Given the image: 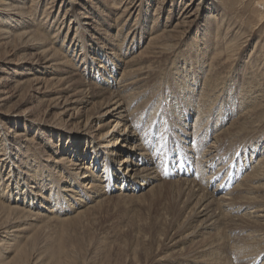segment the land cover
I'll return each mask as SVG.
<instances>
[{
	"label": "rangeland",
	"instance_id": "rangeland-1",
	"mask_svg": "<svg viewBox=\"0 0 264 264\" xmlns=\"http://www.w3.org/2000/svg\"><path fill=\"white\" fill-rule=\"evenodd\" d=\"M215 1L217 9L213 15L216 18L212 21H215L216 24L221 23L222 33L228 34V39L232 40L228 45L225 38L222 39L223 41H219V39L214 41L215 33L209 36L212 38L211 42H208L204 36L202 25L206 23L203 22V19L209 15L205 6L211 0H208L204 6L199 5V0H0V29L9 26L5 30L9 37L5 38L0 34V175L2 174L4 177V183L7 185L9 182L10 171L11 174L16 173L15 177L10 180V189L17 190L16 182L19 184L21 182L17 174L19 171L11 162L14 161L17 167H21L27 162L26 159V161L24 160L26 154L19 151L20 147L25 150L26 138L31 142H29L30 148L36 147V153L39 152L37 155L40 153L46 155L44 166L52 165L51 161L60 157L55 154V151L61 152L66 149L68 142H76L72 139L75 136L72 135V129H79L81 123L76 122L77 119H74L76 121L70 120L68 115L63 118L62 116L65 114L60 115L59 111L53 107L54 98L58 96L67 98L70 92L72 93L73 87L80 86L79 84L75 86L72 83V78H77L76 83L80 82L81 85L86 82L96 85L95 92H100L101 96L94 99L89 105L81 104L80 115L83 124L94 111L100 112L97 111L98 108H101L104 99L112 93L123 96L122 100L130 104L129 111L126 112L129 119L128 128L134 131L140 129L139 152L147 153L145 141L148 140L153 127L160 130L162 125L161 131L164 129L163 121L164 123L166 121L160 114L164 107L168 108L171 126L179 132L180 138L182 133L177 129H185L183 123H186V117L181 112L182 105L188 111L191 110L193 114L191 116L194 117L192 121L187 122L188 125H199L203 112V118L210 117L208 120L205 119L203 126L209 124L212 128H221L222 132L219 131V136L214 135L212 145L215 143L219 146L220 143H223L224 146L217 151L216 155H225L226 148H232L230 151L234 150V154L239 148V144L236 145V143L241 139L264 143V93L251 94L247 99L244 98L247 96L243 97V95L248 93L239 87L246 80L248 81V77L251 75L253 85L259 87L261 84L258 90L264 92L262 84L264 81V5L258 4V0ZM12 2L17 4L16 7L19 9L16 8V10L12 6ZM5 6L9 7L5 9ZM74 15L78 20L83 21L82 23L92 24L87 26L89 29L86 34L81 32V37L84 35L86 42L91 41V35L98 39L95 41L99 43L98 46L92 42L91 48H88L91 51H88V57H84L79 49L80 44L76 43L77 38H73L77 29L76 22L72 23L71 21ZM10 16L14 19L9 18ZM83 16L87 18H83ZM102 19L107 22L103 23ZM142 20L145 22L143 23ZM215 23L212 25L216 26ZM95 24L98 27L97 30H94L96 29ZM25 32L29 33L25 34ZM107 37L110 38V41ZM4 40H7V45L4 44ZM44 41L47 43L46 45ZM201 43H210V45L204 47ZM75 47L76 49L73 50ZM48 49L50 51L57 50L59 53L57 58L52 59ZM59 56L64 61L57 62ZM65 59L66 63H63ZM56 62L58 70H56V66L54 69H50L51 66L47 67L48 64L54 65ZM86 62L90 66L89 73L82 71ZM101 66L108 68L103 76L105 78L109 75L107 73L116 72L115 80H113L114 78L110 80L109 88H106L103 83L107 80L102 78L104 69ZM241 75H246V77ZM68 80L71 82L69 83ZM103 86L106 89H102ZM211 90L216 91L211 92ZM247 90H251L250 86ZM210 92L211 94H209ZM205 93H207L206 96L203 95ZM90 95L91 93L88 94L89 97ZM85 96L86 94L82 95L83 100ZM65 98L63 99L65 100ZM177 100H183V104ZM153 104H155L154 107ZM149 106L150 109L147 108ZM161 107L162 109H160ZM154 113L156 116L152 117ZM133 115H135L134 119H132ZM137 115L140 116L137 117ZM143 115L145 119H151L147 122L148 126L152 121L153 124L148 128L144 125L142 129V124L144 121L146 122ZM45 119L48 122H42ZM172 119L176 120L174 126ZM34 123L37 125L35 126ZM44 123L58 124L60 128L55 131L63 134V140L60 141L58 133L53 135L51 125ZM16 125L17 128H15ZM39 127L43 128L42 132L39 131ZM14 132L17 135L16 139H12ZM6 138L12 141L11 145L8 144L10 141L4 143ZM19 140H24V142L19 143ZM217 141L220 142L216 144ZM84 143V149L87 146H92L91 142H86V139ZM5 144L12 147V150H5L7 147ZM246 147L249 156L255 155L260 158L264 155V152L260 154L259 148H256L255 144L252 147ZM32 149L29 154H32ZM228 149L226 152L229 151ZM208 154L210 152L206 153V155ZM21 158L22 160H18ZM161 159L165 161L168 156L165 154ZM87 160L91 164L93 156L89 155L85 161ZM115 160L114 167L120 157ZM103 167H99L102 172L99 170L95 174H102L103 181H105L107 173L104 175ZM65 168L67 167L64 166L63 174L68 175ZM62 169H59L61 170L59 171L60 175ZM258 171L259 169L254 174L252 170L249 171L240 183H248L251 176H257ZM72 174L69 173L70 176ZM56 177L58 176L56 175ZM69 177L67 185L70 184ZM180 180L183 178L177 182V180H164L160 176L138 192L132 191L131 184L128 185L129 188L128 186L122 187L121 184H124L122 181L116 182L118 189L119 187L123 188L122 191L116 189L113 192L109 190L105 193L96 190L95 193H90L89 190L81 189L79 186H75V188L68 186L69 195L77 197L84 195V202L79 201V203L72 199L66 191L65 197H67L68 203L63 206V210L60 206L59 209L52 211L53 213H45L46 215L43 217L41 215L42 219L37 217L36 214L39 211L36 207L31 210L25 208L28 200L23 201L25 204H22L21 207L27 210L26 213H34L29 215L30 218L25 211L20 209L21 207L15 208L17 211L15 209L13 211L15 204L9 205L11 202L8 203L9 201L5 200V196L0 192V264H234V259L229 255L232 250L230 240L235 253L234 257L240 261V264L254 262L256 258L264 255V219H260V223L258 218H254L256 227L250 224L254 223L252 220L242 218L233 221L231 216L223 214L221 216V210H219L226 211L228 209L227 211L231 212L229 209L233 207L225 206L223 208L220 205L221 207L215 206L219 210L215 208L218 215L216 220L206 215L201 218L195 217L192 221L191 217L197 200ZM22 183L20 188L23 190ZM1 184L0 179V187ZM35 189L39 191V188ZM17 192L18 190L14 192V198L17 197ZM43 192L47 196L49 195V190ZM242 192L243 189L240 188L225 196L216 197L232 196L231 198H235ZM21 193L20 201L24 196V191ZM83 193L90 194V199ZM256 195L262 197L258 201V205L261 209L259 213L263 215L264 180H258L253 184L249 196ZM65 197L63 196V198ZM188 197L190 198L188 199ZM243 203L242 206H237V210H234L232 215H241L239 211L242 208H245L242 214L251 211L247 207L248 201L244 200ZM202 209L200 208V210ZM213 220L216 221L215 225H211L208 229L201 227L202 221L211 222ZM232 221L233 223H231ZM15 231H19V233ZM237 239L238 242H236ZM155 243L158 245L155 246ZM237 246L242 250L235 251ZM243 251H245L244 254ZM141 258H144V261ZM262 264H264V260Z\"/></svg>",
	"mask_w": 264,
	"mask_h": 264
},
{
	"label": "bare ground",
	"instance_id": "bare-ground-1",
	"mask_svg": "<svg viewBox=\"0 0 264 264\" xmlns=\"http://www.w3.org/2000/svg\"><path fill=\"white\" fill-rule=\"evenodd\" d=\"M208 0H199V5L200 6H204L206 3H207ZM258 4H263L264 5V0H258L257 1ZM6 4V3H5ZM217 2L215 0H211V2L205 6L206 9H207V14L209 15H206V19H203V22L205 21L206 24H203L202 27L204 28V32H205V38L208 40V42H211L212 38H209V36L213 33H215L216 37L214 39V41H217L219 39L222 40L223 38H225L226 40V44L228 45L230 42H232L231 39H228L229 37H227L228 34H223L222 31H221V28H222V25L221 23L219 24H216L215 21L213 22L212 20L216 18V16H214V11L217 9ZM7 5V4H6ZM17 4L13 3L12 2V6L16 9ZM10 6V9H12L11 5ZM9 6H5V9H7V7ZM19 6V5H18ZM111 6V5H110ZM103 8V7H102ZM19 9V8H17ZM16 9V10H17ZM92 9V8H91ZM108 9V8H107ZM2 10V9H1ZM12 11V10H11ZM16 14H19L21 15L20 13L16 12ZM76 14V13H74ZM208 17V18H207ZM213 17V18H212ZM11 19H14V17H9ZM22 18V17H21ZM83 18H87L86 16ZM75 19V20H74ZM173 19V17H172ZM84 20V19H83ZM104 20V21H103ZM211 20V21H210ZM31 21V20H30ZM72 23L73 21L76 22V25H77V29H76V35L73 37L74 39H76V43L80 44L79 45V49L81 50L82 54L84 55V57H88V51H90V49L88 48H91L92 46V42L95 43V45H99V43L95 42L96 40H98L96 37H94L93 35H91V41L90 42H86V38H84V35L83 37H81V32H84L83 34H86L88 32V29L89 27L87 26H90L92 24H90L89 22H85V23H82L81 20H78V18L74 15L72 16V19H71ZM101 21H103V23L107 22L105 19H102ZM142 22L144 23L145 21L142 20ZM170 23V22H169ZM216 24V26H213L212 24ZM7 25L9 24L8 22L6 23ZM100 24V23H99ZM96 25V24H95ZM93 25V26H95ZM92 26V27H93ZM9 26H4L3 28L5 29H0V34L7 38L9 37V34L8 32H6V28L8 29ZM13 27V26H12ZM75 27V26H74ZM91 27V28H92ZM96 29L94 30H97V25L95 26ZM174 30V29H173ZM215 30V32H214ZM42 32V31H41ZM80 32V33H79ZM90 32V31H89ZM100 32V31H99ZM29 32H25V34H27ZM80 34L79 36L77 34ZM91 33V32H90ZM89 33V34H90ZM202 33V32H201ZM24 34V36H25ZM95 34V33H94ZM23 35V34H22ZM36 35V34H35ZM107 35V34H106ZM20 36V35H18ZM41 36V35H40ZM45 36V35H44ZM128 36V35H127ZM46 37V36H45ZM27 38V37H26ZM43 38V37H42ZM108 38V37H107ZM19 39V38H17ZM23 39V38H22ZM41 39V38H40ZM49 39V38H48ZM126 39V37H125ZM172 39V38H170ZM183 40V39H182ZM7 41V40H6ZM6 41L4 40V44H6ZM12 41V40H11ZM38 41V40H37ZM54 41V40H53ZM64 41V40H63ZM108 41H110V38H108ZM115 41V40H114ZM126 41V40H125ZM194 41V40H193ZM223 41V40H222ZM1 42V41H0ZM35 42V41H34ZM45 42V41H44ZM248 42V41H247ZM3 43V42H2ZM11 43V42H10ZM29 43V42H28ZM47 43L45 42V45ZM64 44V43H63ZM102 44V43H100ZM35 45V44H34ZM174 45V44H173ZM201 45H203L204 47H209L210 43H206V44H203L201 43ZM226 45V46H227ZM25 46V45H24ZM30 46V45H29ZM36 46V45H35ZM40 46V44H39ZM44 46V45H43ZM218 46V45H217ZM224 46V45H222ZM225 46V48H226ZM81 47V48H80ZM104 47V46H103ZM244 47V46H243ZM95 48V47H93ZM172 48V47H171ZM75 48H73V50H75ZM194 49V48H193ZM38 50V49H37ZM72 50V51H73ZM94 50V49H92ZM202 50V49H201ZM208 50V48H207ZM47 51V50H46ZM48 51H50V49H48ZM60 51V50H59ZM215 51V50H214ZM16 52V51H14ZM36 52V51H35ZM91 52V51H90ZM50 53V56L52 57V59L56 56H58V51L55 50V49H52V51L49 52ZM61 53V52H60ZM35 54V53H34ZM44 54V53H42ZM121 54V53H120ZM92 55V53H91ZM117 55V54H116ZM33 56V55H32ZM48 56V55H47ZM61 56V55H60ZM58 57L57 59V62L61 60L64 61V59L62 57ZM4 57V56H3ZM12 57V56H11ZM50 57V59H51ZM67 57V56H66ZM203 57V56H202ZM10 58V57H9ZM21 58V57H20ZM30 58V57H29ZM33 58V57H32ZM57 58V57H56ZM8 59V58H7ZM97 59V58H96ZM122 59V58H121ZM1 60V59H0ZM11 60V59H10ZM17 60V59H15ZM31 60V59H29ZM33 60V59H32ZM69 60V59H68ZM99 60V59H98ZM15 62V61H14ZM33 62V61H31ZM44 62V61H43ZM42 62V64H43ZM54 64V65H49L47 67H50V69H54V66H56V70H58V64ZM88 62V61H87ZM87 62L85 63L86 65H84L85 67L83 68V72H88L89 73V69L90 66L87 65ZM47 63V62H45ZM63 63H66V59H65V62ZM23 64V63H22ZM21 64V65H22ZM68 64V63H67ZM16 65V64H15ZM61 65V64H60ZM74 65V64H73ZM114 65V64H113ZM226 65V64H225ZM62 66H64V64H62ZM194 66V65H193ZM234 66V65H233ZM43 67V66H42ZM46 67V68H47ZM76 67V66H75ZM92 67H94V65H92ZM109 67V66H108ZM34 68V67H33ZM102 69H104V74H102V78L107 80L106 82H103L105 85H106V88H109V85H110V80L112 78H114L113 80H115V73L116 72H113V73H107L109 75H107L105 77V74H106V70L108 69L107 67L104 68L103 66H101ZM223 68V67H222ZM16 69V68H15ZM38 69V68H37ZM43 69V68H42ZM63 69V68H62ZM66 69V68H64ZM226 69V68H225ZM245 69V68H244ZM61 70V69H59ZM78 70V69H77ZM251 70V69H250ZM69 71V70H68ZM128 71V70H127ZM211 71V70H210ZM225 71V70H224ZM246 71V70H245ZM78 72V71H77ZM99 72V70H98ZM249 72V71H248ZM61 73V72H60ZM65 73V72H64ZM218 73V72H217ZM225 73V72H224ZM26 74V73H24ZM76 74V73H75ZM211 74V73H210ZM255 74V73H254ZM254 74H252L254 76ZM52 75V74H51ZM132 75V73H131ZM41 76V75H40ZM126 76H129V75H126ZM229 76V75H228ZM243 76V75H241ZM52 77V76H51ZM56 77V76H55ZM76 77V76H75ZM82 77V75H81ZM80 77V78H81ZM125 77V76H124ZM201 77V76H200ZM220 77V76H219ZM244 78L246 77L243 76ZM257 77V76H255ZM54 78V77H53ZM64 78V77H63ZM126 78H129V77H126ZM125 78V79H126ZM221 78V77H220ZM227 78V77H226ZM243 78V79H244ZM253 77H251V75L248 77V81L246 80L245 83H242L241 86H239L241 89H243V91L245 93H248V94H245L243 95L244 96H247V97H244V98H250L249 96H251V94H257V92H260L261 94L264 93L263 90H258L260 87H261V84L259 87H257L256 85H253V80L251 79ZM257 78H260V77H257ZM3 79V78H2ZM36 79V78H35ZM55 79V78H54ZM67 79V78H66ZM82 79V78H81ZM95 79V78H94ZM132 79V78H131ZM138 79V78H137ZM141 79V78H140ZM206 79V78H205ZM213 79V78H212ZM4 80V79H3ZM37 80V79H36ZM52 80V79H51ZM77 78H72V83L75 84H79L80 86H77V88L73 87L72 88V93L70 92V94L67 96V98L65 97H60L58 96L57 94V98H54L53 99V107L56 108L55 110H58L60 115H64L62 116L63 118L66 117L67 115L69 116L70 120H73V121H76L74 119H77L76 122L78 123H81L80 124V127L79 129H75L73 130L72 129V135H75L72 139H74V141H76L75 143H67V147L66 149L62 150L61 152L59 151H55V154L57 155H60V157H58V159H53V161H51V164L53 162L52 165L48 166V165H45L44 166V160L46 155H42L41 153L39 155H37V149L35 150L30 148L31 145H30V141L28 140V138L25 139V141H27V145L25 146V150L22 149L20 147V150H19V147H17V149L20 151V153H25L26 156H24V160L26 159L27 162L24 163L23 165H21V167H17V165L15 164L14 161L11 162V164H14L15 167L18 169V176L19 178L21 179V182L20 184L18 182L17 185H16V189L18 190V192L16 193L17 197L14 198V192L17 191V190H14L13 188L10 189L11 187V178L15 177L16 173H12L11 174V171L9 173L10 175V179H9V182L7 183H4V177H2V174L0 175V179L2 181V184H1V187H0V192L3 193V195L5 196V200L7 199V201H9L8 203H10L9 205L13 206V204H15V206L13 207V211L14 209H19L21 207L22 204H25L24 202L26 200L27 203L25 205V208L26 209H29L31 210V208H34L36 207L37 210L39 211L36 215L37 217H43V215H46L45 213H53L52 211H54L55 209H59L60 206H62L61 210H63V206L66 205L68 202V199L67 197H65V193L66 191L68 196L71 197L72 199H75L77 202L79 201H82L84 202L83 200V197L84 195H80V197H77L76 195H72L70 193V191L68 190V186L70 187H73L75 188V186H79L81 189H85V190H89L90 193H95L94 191L96 190L97 192H103L105 193L106 191H111L113 192L114 190L117 189V191H122L123 188L117 187V184L116 182L118 181H122L123 183L127 182V186L131 184L132 186L134 185V183L138 184L139 186H148L151 184V182H153V180L157 179V177L159 178L160 175L157 173V171L153 168L154 167V163L152 162V160H148L147 163H141V160L142 159H138V157H143V159H149L148 157V154L147 153H143V152H139L138 148H139V144H138V137L141 136L140 134V129L138 128L136 131L134 130H130L128 128V123H129V119L127 117V114L126 112L129 111V106L130 104L126 103L125 101L122 100L123 96L121 95H114V93H112L108 98H103L105 101L103 104H101V108L97 111H100V112H96L94 111L93 114H91V116L89 115V117L87 118L86 116V120L83 124V121H81L82 117L80 115L81 111H80V106L81 104L83 103H87L88 105L92 103V101L94 99H96L97 97L100 96V92H95L96 91V85H92L90 84V82H86V83H83L81 85L80 82L76 83L77 81ZM208 80V78H207ZM218 80V79H217ZM35 82V80H32V82ZM41 81V80H40ZM55 81V80H54ZM53 81V82H54ZM132 81V80H131ZM212 81V80H211ZM220 81V80H219ZM5 82V81H4ZM25 82V81H24ZM42 82V81H41ZM48 82V80H47ZM68 82L70 83L71 81L68 80ZM82 82V81H81ZM134 83H137L135 81H133ZM215 82V81H214ZM1 83V82H0ZM37 83V82H36ZM52 83V82H51ZM50 83V84H51ZM56 83V82H55ZM54 83V84H55ZM117 83V82H116ZM219 84V82H216ZM225 83V82H224ZM32 85V83H30ZM40 84V83H39ZM53 84V83H52ZM61 84V83H60ZM72 84V85H74ZM138 84V83H137ZM257 84V83H256ZM262 84L264 85V81L262 82ZM7 85V83H6ZM11 85V84H10ZM47 85V84H46ZM58 85V84H57ZM66 85V84H65ZM70 85V84H69ZM100 85V84H99ZM104 85V86H105ZM141 85V83H140ZM17 86V85H16ZM35 86V85H34ZM41 86V85H40ZM54 86V85H53ZM63 86V85H61ZM103 86V87H104ZM214 86V85H213ZM217 86V84H216ZM219 86V85H218ZM250 86L251 90L248 91V87ZM32 87V86H31ZM57 87V86H56ZM186 87L189 88L188 85H186ZM207 87V85H206ZM5 88V87H4ZM12 88V87H11ZM35 88V87H34ZM45 88V87H44ZM53 88V87H52ZM105 87L102 88V89H106ZM33 89V88H32ZM38 89V88H37ZM69 89V88H68ZM206 89V88H205ZM208 89V88H207ZM16 90V89H15ZM108 90V89H107ZM203 90V89H202ZM225 90V89H224ZM41 91V90H39ZM53 91V90H52ZM109 91V90H108ZM213 91H216V90H213ZM211 90V92H213ZM223 91V90H221ZM242 91V90H241ZM6 92V91H5ZM10 92V91H8ZM16 92V91H15ZM18 92V91H17ZM114 92V91H113ZM167 92V91H166ZM203 92H205L203 90ZM211 92L209 94H211ZM243 92V94H244ZM38 93V92H37ZM49 93V92H48ZM57 93V91H56ZM90 97L88 96V94H90ZM219 93V92H217ZM259 93V95H260ZM10 95V93H7V95ZM14 94V93H13ZM41 94V93H40ZM55 94V93H54ZM61 94V93H60ZM63 94V93H62ZM83 94H86V96L84 97V100L82 98V95ZM207 93L203 94L204 96H206ZM242 94V93H241ZM163 95V94H162ZM218 95V94H217ZM264 95V94H263ZM262 95V96H263ZM104 96V95H103ZM102 96V97H103ZM219 96V95H218ZM255 96V95H254ZM9 97V96H8ZM11 97V96H10ZM88 97V98H87ZM101 97V96H100ZM208 97V95H207ZM36 98V97H35ZM65 98V100L63 99ZM85 98H87V100H85ZM90 98V99H89ZM203 98V97H202ZM252 98V97H251ZM10 99V98H9ZM89 99V100H88ZM7 100V99H6ZM37 100V99H36ZM211 100V99H210ZM260 100V99H259ZM52 101V100H51ZM83 101V102H82ZM183 100H177V102H180L183 104L182 102ZM201 101V100H200ZM215 101V100H214ZM213 101V102H214ZM217 101V100H216ZM97 102V101H96ZM50 103V102H49ZM3 104V103H2ZM86 104V105H87ZM98 104V103H97ZM202 104V103H200ZM222 104V103H221ZM259 104V102H258ZM40 105V104H39ZM85 105V106H86ZM240 106V105H239ZM243 106V105H242ZM184 105H182V114L185 115L186 118H189L190 115H193L191 110H187L185 109ZM211 107H212V103H211ZM2 108V107H1ZM36 108V107H35ZM48 108V107H47ZM131 108V107H130ZM90 109V108H89ZM88 109V110H89ZM94 109V108H93ZM84 110V109H82ZM119 110V112H118ZM165 110V109H164ZM206 110V109H205ZM204 110V111H205ZM102 111V112H101ZM104 111V112H103ZM162 111V110H161ZM166 112V110H165ZM201 112V111H200ZM206 112V111H205ZM244 112V111H243ZM125 113V114H124ZM169 113V112H168ZM166 113V116L164 117L165 113L162 112V115H163V118L165 121H171V118H169L170 116V113L168 114ZM202 114V118L200 119V126L198 128H201L203 127V123L205 121V119L207 118V120L210 118L209 116L206 117V118H203V112L201 113ZM156 116V113H154V115L152 117H155ZM84 117V118H85ZM68 118V119H69ZM107 119H109L107 121ZM175 121L176 120H173L172 119V124L173 126L175 125ZM42 122H48L46 121V119ZM228 122V121H227ZM46 125H51L52 127V133L53 135L58 133L55 131V129H58L60 128V126L57 124H47V123H44ZM217 124V123H216ZM34 125L36 126L37 124L34 123ZM55 126V127H54ZM189 126V128H188ZM216 126V125H215ZM235 126V124H234ZM180 127V126H179ZM183 128H179L177 130H180V132L182 133L180 135V138H179V135L176 131V129H173L174 130V137L177 138V144H178V147L179 148H182L183 151H182V157L184 158H187L186 156V152L189 150L190 147H187L186 144L189 143V146H190V143L188 141V139L191 137V134H195L196 132V129L194 131H192L193 127H197L196 124H187V121L186 123L184 122L183 123ZM15 128H17V125L15 126ZM177 128V127H175ZM238 128V127H237ZM39 131L42 132V127H39ZM46 129V128H44ZM221 130V128H217V131H213L214 135H216V132H217V136H219V131ZM192 131V132H191ZM17 132V131H16ZM60 132V131H59ZM74 132V133H73ZM222 132V130L220 131ZM226 132V131H225ZM63 133V132H62ZM233 133V132H232ZM223 134V133H222ZM13 138L12 139H16L17 135L15 134V132L12 134ZM60 138V141L63 140V134H57ZM225 135H227L225 133ZM131 136V139H129V137ZM221 136V135H220ZM183 137V138H182ZM222 137V136H221ZM220 137V138H221ZM219 138V137H218ZM218 138H215V140ZM7 139V138H6ZM18 139V138H17ZM86 139V142H91L92 146H87L85 147L84 149V140ZM233 139V138H231ZM68 140V139H67ZM221 140V139H220ZM224 142L225 140L222 139ZM10 141L8 144L11 145V140L7 139L6 141H4V143ZM24 142V140H22ZM21 140H19L18 142L19 143H23ZM187 141V142H186ZM30 142V143H29ZM52 142V141H51ZM220 141H217V143H219ZM235 142V141H234ZM40 143V142H39ZM228 143V142H227ZM226 143V145H227ZM230 143V142H229ZM263 142H258L256 143L255 140H244V139H241L239 142L236 143L239 144L238 147H240L242 144H243V149H244V152L245 153H248L247 152V147L246 146H250L252 147L254 144H255V147L256 148H259V152L260 154H262L264 152V143L262 144ZM52 144V143H51ZM235 144V143H234ZM6 145V144H5ZM18 145V144H17ZM21 145V144H20ZM65 145V144H64ZM75 145V146H74ZM232 145V143H231ZM7 146V145H6ZM15 146V145H14ZM22 146V145H21ZM192 146V144H191ZM224 146V144L220 143L219 146L215 145H212L210 146L209 150H207L205 153H217V151L219 149H222V147ZM230 146V145H228ZM227 146V147H228ZM74 147V148H72ZM12 147H6L5 150L7 149H11ZM55 148V146H54ZM121 148V149H120ZM32 149V154H29V152L31 151ZM228 149V148H227ZM239 149V148H238ZM237 149V150H238ZM12 150V149H11ZM58 150V149H57ZM226 150V149H225ZM6 151V153H7ZM46 152V151H45ZM139 153V154H138ZM16 154V153H15ZM18 155V154H17ZM68 155H71V156H68ZM89 155H92L93 156V160L91 161V164L90 162L87 160L85 161L86 159L89 158ZM10 158V155L8 156ZM118 157H120V160H118V163L117 165L114 167V161L115 158L118 159ZM255 155H250V158L251 159H256V160H252V164L253 165V168H252V172L253 174L255 173V171H258V174L257 176L253 175L250 177V181L248 183H238V185L232 190H238L240 188L243 189V192L241 194H239L238 196H236L235 198H231L232 196L230 197H216L213 192L209 191L207 189V187L203 186V184L201 182H196L194 180H189V179H184L183 180H180L181 182L184 183L185 186L188 187V189L192 192V196L197 200L196 202V207L194 209V213H193V216L191 217L192 218V221L195 217L197 218H201V216H206V215H209V218L210 217H213L215 220L218 218V215H217V212H216V209L217 207L215 206H220L222 205L223 208H225V206L229 207H233L229 212V211H223L222 209H219L221 210L220 212V215L222 216L223 215H227L228 217L231 216L233 221H237L238 220H241L242 218L246 219V220H252L254 223H249L252 224L253 226H255V219L254 218H258L259 221L261 223V220L264 219V214L261 215L259 213V211L261 210L260 207H259V203L258 201L262 198L261 195L258 196H254V197H251L249 196L252 192V186L253 184H255L256 181L258 180H264V155L262 157H257ZM18 158V157H17ZM72 158V159H71ZM168 159H170V155L168 156ZM11 160V159H10ZM18 160H22L21 159H18ZM25 160V161H26ZM22 163L24 161H21ZM49 162V161H48ZM143 162V161H142ZM21 163V164H22ZM141 163V165H140ZM19 164V163H18ZM121 165V168H119V166ZM64 166H66L67 168H65V170L68 172V175H65L63 174V170H64ZM103 167V171H104V175H107L105 176V181H103V175L101 174H95L96 171L99 170V167ZM153 166V167H152ZM25 168H29L28 170H24ZM62 169V176L60 175L61 170L59 169ZM13 169V168H12ZM114 170L116 171H122V173H116L114 172ZM73 173L71 176L69 175V173ZM109 172V173H108ZM24 174V175H23ZM5 175V174H4ZM56 175L58 177H56ZM60 175V176H59ZM70 176V177H69ZM70 178V184H68V180L67 178ZM72 177V179H71ZM245 177V176H244ZM8 180V179H7ZM177 182H179V179H176ZM23 182V183H22ZM15 183V184H16ZM21 183L23 184L22 188L24 187V189L26 188V190H22L20 188V185ZM19 185V186H18ZM67 185V186H66ZM49 187V189H48ZM108 189H107V188ZM184 187V186H183ZM35 188H39V191H37ZM129 188V186H128ZM128 188H126V190H128ZM181 188V187H180ZM51 189V191H50ZM72 189V188H71ZM12 190V191H11ZM44 190H49V195L47 196L46 194H44ZM134 189H132V191H134ZM188 190V191H189ZM21 191H24V196L21 198V201L19 199V195H22ZM73 191V190H71ZM93 191V192H92ZM29 192V193H28ZM75 192V191H74ZM96 192V193H97ZM124 193V192H123ZM122 193V194H123ZM66 194V195H67ZM76 194V193H75ZM85 194V193H83ZM187 195V193H185ZM1 195V194H0ZM2 195V196H3ZM88 195V199H90L91 195L90 194H85V196ZM63 196L66 198H63ZM90 196V197H89ZM30 199H29V198ZM80 198V199H78ZM104 198V197H103ZM190 197H188L189 199ZM93 199V198H92ZM244 200H247L248 201V204H247V207L251 209V211H247L245 212L244 214H241V215H232V213H234V210H237V206H242L243 201ZM14 201V203H12ZM24 201V202H23ZM64 201V202H62ZM192 201V200H191ZM21 202V204H20ZM18 203V204H17ZM80 203V202H79ZM87 203V202H86ZM224 203V204H223ZM23 206V205H22ZM195 206V205H194ZM238 206V207H239ZM221 207V206H220ZM5 208V207H3ZM25 208L23 209V207H21L20 209L25 211ZM200 208H203L202 210H200ZM216 208V209H215ZM15 209V210H16ZM218 210V209H217ZM218 210V211H219ZM12 211V212H13ZM17 211V210H16ZM32 212V211H31ZM37 212V211H36ZM225 212V213H224ZM249 212V213H248ZM1 213V212H0ZM24 213V214H25ZM15 214V213H14ZM13 214V215H14ZM28 214V217L29 215H33L32 213H26ZM253 214H256L253 216ZM39 215V216H38ZM16 216H18V214L16 213ZM35 216V215H34ZM21 217V216H20ZM27 217V216H26ZM41 217V219H42ZM50 217V215H49ZM22 218V217H21ZM30 218V217H29ZM33 218V217H32ZM207 218V217H206ZM23 219V218H22ZM24 219H26L24 217ZM243 219V220H244ZM256 219V220H258ZM261 219V220H260ZM38 220V219H37ZM204 220V219H203ZM213 220L211 222H207V221H202L201 223V227L203 229H208L211 225H215L216 221ZM231 220V219H230ZM15 221V220H14ZM20 221V220H19ZM53 221V220H52ZM210 221V220H209ZM226 221V220H225ZM233 221L231 223H233ZM34 222V221H33ZM38 222V221H37ZM218 222V221H217ZM18 223V222H17ZM227 223V222H226ZM229 223V221H228ZM13 224V223H12ZM21 224V223H20ZM19 224V225H20ZM29 224V223H27ZM31 225V223H30ZM34 225V224H33ZM195 225V224H194ZM223 225V224H222ZM221 225V226H222ZM229 225V224H227ZM258 225V224H257ZM260 225V224H259ZM192 226V225H191ZM232 226V224H231ZM32 227V226H31ZM39 227V226H38ZM256 227V226H255ZM10 228V227H9ZM28 228V227H27ZM224 228V227H223ZM227 228V227H226ZM26 229V228H25ZM24 229V230H25ZM33 229V228H32ZM36 229V228H35ZM38 229V228H37ZM170 229V228H168ZM228 229V228H227ZM19 230V229H18ZM174 230V229H173ZM259 230V229H258ZM257 231V230H256ZM16 233H19V231H15ZM44 232V231H43ZM171 232V231H170ZM264 232V231H263ZM9 233V232H8ZM13 233V231H12ZM166 233V232H165ZM168 233V232H167ZM173 233V232H172ZM171 234V233H170ZM43 235V234H42ZM15 236V235H14ZM17 236V235H16ZM22 236V235H21ZM166 236V234H165ZM164 236V237H165ZM239 236V235H238ZM241 236V235H240ZM10 237V236H9ZM48 237V236H47ZM168 237V236H166ZM232 237V236H231ZM236 237V236H235ZM11 238V237H10ZM17 238V237H16ZM44 238V237H42ZM161 238V237H160ZM244 238V237H242ZM19 239V238H18ZM29 239V238H28ZM248 239V238H247ZM157 240V239H156ZM155 240V241H156ZM160 240V239H158ZM157 240V241H158ZM34 241V240H33ZM161 241V240H160ZM205 241V240H204ZM229 241V240H228ZM234 241V240H233ZM240 241V240H239ZM177 242V241H176ZM175 242V243H176ZM238 242V239L237 241ZM241 242V241H240ZM31 243V242H30ZM159 243V242H158ZM161 243V242H160ZM3 244V243H2ZM20 244V243H19ZM237 244H240V243H237ZM158 245V244H157ZM156 243H155V246H157ZM154 246V247H155ZM227 246V245H226ZM234 246V245H233ZM24 247V246H23ZM160 247V246H159ZM228 247V246H227ZM240 247V246H239ZM233 248V247H231ZM156 250V248H154ZM240 250H242V248H239ZM245 249V248H244ZM243 249V250H244ZM12 251V250H11ZM32 252V251H31ZM158 252V251H157ZM156 252V253H157ZM148 253V252H146ZM145 253V254H146ZM242 253V252H241ZM245 253V251H243V254ZM7 254V253H6ZM21 254V253H20ZM25 254V253H24ZM149 254V253H148ZM147 254V255H148ZM238 254V253H236ZM154 255V254H153ZM150 256V255H149ZM152 256V255H151ZM150 256V257H151ZM158 256V254H157ZM156 256V257H157ZM36 258V257H35ZM146 258L148 259V257L146 256ZM206 258V257H205ZM243 258V256H242ZM23 259V258H22ZM38 259V258H37ZM143 259L144 261V258H141ZM140 259V260H141ZM152 259V258H150ZM154 259V258H153ZM149 260V259H148ZM199 260V259H198ZM2 261V260H1ZM147 262V261H146ZM149 262V261H148ZM152 262V261H151ZM142 263V261H141ZM144 263V262H143Z\"/></svg>",
	"mask_w": 264,
	"mask_h": 264
}]
</instances>
